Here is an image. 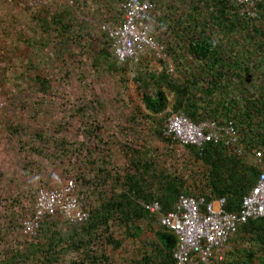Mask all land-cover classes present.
I'll list each match as a JSON object with an SVG mask.
<instances>
[{
	"label": "trees",
	"instance_id": "16d2710c",
	"mask_svg": "<svg viewBox=\"0 0 264 264\" xmlns=\"http://www.w3.org/2000/svg\"><path fill=\"white\" fill-rule=\"evenodd\" d=\"M156 5L151 37L166 46L175 71L152 53L139 63L120 62L113 41L101 29L100 50L91 41L86 47L92 73L78 75L84 96L75 105L68 94L75 83L74 63H79L71 62L73 48L82 47L86 37L94 40V31L86 25L84 35L68 25L70 11L49 23L41 7L0 3V27L14 21L23 27L20 34L25 26L42 36H52L53 30L60 34L56 60L44 62L48 77L29 79L38 87L31 92L40 96L31 105L22 103L38 116L51 97L52 114L59 118L21 144L38 155L50 149L55 160L68 165L60 182H76L90 214L80 224L47 216L37 238L23 236L24 221L35 215L40 192L53 188L55 178L45 166L25 162L29 181L11 180L16 187L12 204L0 213V264H179L180 238L162 220L176 211L180 199L207 204L225 199V211L239 215L258 185L264 173V0H256L255 17L244 15L237 0H160ZM120 12L113 25L123 22V7ZM27 72L18 80L26 79ZM128 74L138 97L133 99L131 92L130 102L121 90ZM174 114L197 126L217 123L225 128L232 123L239 142L228 144L225 138L203 148L182 145L167 134ZM73 121L79 122L84 140L71 130ZM75 158L80 162L72 163ZM11 175L1 174L0 183ZM155 204L161 210L154 214L148 207ZM216 254L224 261L213 264H264V218L240 225L227 248Z\"/></svg>",
	"mask_w": 264,
	"mask_h": 264
},
{
	"label": "built area",
	"instance_id": "2783aa9c",
	"mask_svg": "<svg viewBox=\"0 0 264 264\" xmlns=\"http://www.w3.org/2000/svg\"><path fill=\"white\" fill-rule=\"evenodd\" d=\"M21 8H40L45 0H3ZM160 0H125L123 3L124 21L120 25L103 24L101 29L113 41V49L120 62L139 63L148 53L159 61L169 64L175 71L174 61L170 58L165 45L151 37L150 20L158 9ZM178 3L185 0H166ZM2 0H0V3ZM237 5L244 15L256 16L253 12L256 0H237ZM6 63L0 62V116L8 107V98L2 82V73ZM168 135L183 145L203 148L207 143H220L227 138L228 144H237L239 135L232 123L220 128L217 123H204L197 126L185 115L174 114L169 120ZM226 141V140H225ZM260 162L263 154H258ZM79 191L73 180H67L58 188L43 189L37 200L35 215L24 221L22 234L28 238H37L40 223L47 216L61 217L71 224L86 221L90 214L78 197ZM225 199L207 204L204 199L198 201L182 197L175 212L163 218L162 224L176 232L180 238L177 254L179 264H213V260L223 261L217 251L227 248L229 241L238 232L239 226L253 219L264 218V173L258 185L245 198L239 215L225 211ZM152 213L161 210L159 204L148 207Z\"/></svg>",
	"mask_w": 264,
	"mask_h": 264
},
{
	"label": "rangeland",
	"instance_id": "374dc122",
	"mask_svg": "<svg viewBox=\"0 0 264 264\" xmlns=\"http://www.w3.org/2000/svg\"><path fill=\"white\" fill-rule=\"evenodd\" d=\"M40 9L42 16L49 23L52 22V20L63 11H70L71 16L70 21L67 23L68 25L76 26V30H83L84 35L88 33L86 29H83L86 27V25V28H91L94 31V40H90L88 37H86L85 40L83 39L82 42L80 41L82 47L74 46L73 48L75 58L71 62L74 63L79 59V63H74L76 69L75 73L73 74L75 76V83L74 87L69 90L68 94L70 95L69 100L74 102L76 105V101L82 99L84 96L83 91L78 89V75L82 73H92V58L86 47L88 46L89 41H91L93 42L95 50H100L102 47V24L107 23L109 19L114 18L116 9H113L114 11L111 12L112 9L102 10L98 9V7L94 5L92 7H87L77 0H46ZM12 27L13 25L7 26L8 30H4L3 33L6 34L7 32L8 34L7 37L5 35L6 39L9 41L8 48H0V61L1 63H6L8 65L5 90L9 102L7 109L0 116V175L12 173V175L8 176L7 178H1V214L5 213L6 210L9 209L14 197L12 195L15 194L16 187L14 183H11V180L19 179L21 181L23 180L24 182L29 181L26 176V171L24 170L25 162L39 166L41 164L49 169L53 176H55V178L51 181V184L53 183V188L64 185L65 181L60 182V177L63 175L62 172L64 168H68V165L64 166L59 162V160H55L52 157V150L48 149L44 155H38L33 152H27V150L24 151V147L22 145L23 143L21 144L22 141L30 142V140L34 138L33 136H35L37 132L41 131L43 126H47L50 124V122L57 121L59 118L52 114L53 112L51 110H53V106L50 105L52 99L51 97H48L47 105L41 108V114L38 116H34L31 113L30 107L22 105V103L24 99L28 105H31L35 102L34 100L40 96L35 92H31L32 88L37 90L38 87L36 83L30 81L29 79L33 78V80L36 81V79L39 77L43 79L48 77V75L45 74L46 68L44 62L48 61L47 59L49 58H55L56 60V55L61 50V46L59 44L62 39L60 38V34H57V32L54 30L52 31V36H42L39 30L34 33L32 28L28 29L26 26L24 27L25 34H20V31L16 32L15 29L12 30ZM21 28L23 27L20 26V29ZM152 29L155 32L156 27L152 26ZM0 38H4V36H1ZM1 57H4L3 60H1ZM71 62L68 60V64ZM31 63L35 64L34 68L30 67ZM61 64L63 65V63ZM24 70L29 71L27 72L28 75L26 76V79L18 80V76H21ZM64 71H66V68H63V74H65ZM127 77L129 81L125 84V86H123L124 88L121 87V90L129 97L128 101L130 102L131 92L134 88L131 75L128 74ZM99 87L104 86L100 84ZM21 90H24V93L20 92ZM111 93L112 92H107L105 94L106 98H111ZM132 97L135 100L138 99L134 92H132ZM11 98L14 100L18 99V103L16 102L13 104L11 102ZM59 112L60 111L58 110L57 114H60ZM77 122L78 121H73L71 130L77 134L81 140H84V135L82 132H80L78 124L79 122ZM159 147L163 149L162 145H159ZM33 154L36 156H33ZM80 160L83 162L84 157ZM80 160L75 158L72 160V163H79Z\"/></svg>",
	"mask_w": 264,
	"mask_h": 264
},
{
	"label": "crops",
	"instance_id": "0c3cea01",
	"mask_svg": "<svg viewBox=\"0 0 264 264\" xmlns=\"http://www.w3.org/2000/svg\"><path fill=\"white\" fill-rule=\"evenodd\" d=\"M78 2H80L81 4H84L85 6H87V7H89V6H97L98 7V9H102V10H104V9H116L115 10V15H114V18L115 19H117V18H119V17H117L118 16V14H119V12L121 11V9H122V5H123V2L125 1V0H77ZM119 8V9H118ZM121 13V12H120ZM16 16L18 17V18H21L20 17V14H18V13H16ZM107 16H108V13H107ZM8 13H6L5 14V18L6 19H8ZM5 18H2V19H5ZM109 19V21H110V23H112V24H115V22H114V20L115 19ZM111 20H113V21H111ZM122 21V20H121ZM121 21L119 22V23H121ZM109 23V22H108ZM11 25H13V27H12V30H16V32L17 31H21V29H20V26H19V24L18 23H14V22H12V21H9L8 23H6V24H4L3 26H1L0 27V37L1 36H4V38H2V40H1V38H0V48H3V49H5V48H8V40L6 39V37H7V32H6V34H3L4 33V30H6L7 29V26H11ZM9 28V27H8ZM8 30V29H7ZM5 35H6V37H5ZM5 40V41H4ZM5 72H3V74H4ZM2 82L4 83V85H5V82H6V80H5V82L3 81V79H2Z\"/></svg>",
	"mask_w": 264,
	"mask_h": 264
},
{
	"label": "clouds",
	"instance_id": "9594fccd",
	"mask_svg": "<svg viewBox=\"0 0 264 264\" xmlns=\"http://www.w3.org/2000/svg\"><path fill=\"white\" fill-rule=\"evenodd\" d=\"M123 21H124V18H123ZM122 23H123V22H122ZM122 23H121V24H122ZM104 24H106V23H104ZM107 24H112V23H107ZM102 25H103V24H102ZM172 116H173V115H172ZM172 116H171V117H172ZM171 117H170V118H171ZM170 118H169V120H170ZM199 126H200V125H199ZM167 134H168V129H167ZM168 136H169V135H168ZM176 141H177V140H176ZM179 143H180V142H179ZM182 145H183V144H182ZM261 161H263V160H261ZM68 180H70V179H68ZM74 182H75V181H74ZM75 183H76V182H75ZM77 188H78V187H77ZM229 242H230V241H229ZM220 251H221V250H220ZM218 252H219V251H217V253H218ZM219 256L221 257L222 255H219ZM222 257H223V261H224V256H222ZM216 260H218L219 262H223V261H220L219 259H216Z\"/></svg>",
	"mask_w": 264,
	"mask_h": 264
}]
</instances>
